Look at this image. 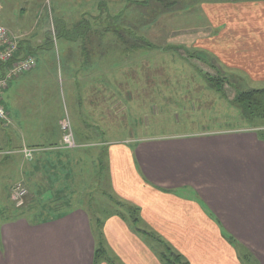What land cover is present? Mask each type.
Instances as JSON below:
<instances>
[{"label": "crops", "instance_id": "0c3cea01", "mask_svg": "<svg viewBox=\"0 0 264 264\" xmlns=\"http://www.w3.org/2000/svg\"><path fill=\"white\" fill-rule=\"evenodd\" d=\"M146 5L134 9L129 2L124 4L125 10L130 13L127 17L126 11L119 13L125 21L128 20L122 25L123 31H126L122 38L111 31L104 36L115 34L111 40L86 39L72 43L62 40V50L58 56H34L36 66L22 75L23 80H12L3 91V104L10 120L5 126L11 131L14 129L9 136L15 135L17 130L21 136L16 140L13 137L0 138V149L12 151L10 155L0 152V199L3 198L1 205L5 211L0 219V264H94L99 243L92 214L85 208L89 204L83 201L96 197L99 160L103 166L101 182L109 180L113 192L139 207V223L144 221L148 228L143 232L131 230L125 219L118 216L108 220L104 234L121 264H162L163 261L161 263L145 241L147 236L152 238V233L182 254L189 264H264V118H257L261 123L257 124L254 122L256 119L243 117L241 111L243 122L249 121L250 125H234L230 120H222L220 125L197 131L190 129L115 142L96 139L95 134L100 128L102 132V128L110 126L108 121H116L114 113L121 108V103L115 106L120 99L118 96L136 95L137 91L129 92L131 88L136 89V84L140 94L138 82L141 73H146V84L150 81L155 89H161H153L154 92L168 96L176 93L175 88L186 86L185 80L177 81L174 78L177 82H169L171 75L186 78L190 73L191 76L198 74L193 78L190 76L194 81L177 92H180L179 95L183 93L181 102L195 101L193 98L200 101H195L199 109L192 114L193 119L206 120L209 117L206 107L209 105L208 109H212L215 105L211 118L217 121L216 116L220 111L216 105L220 109L218 103L222 99L225 100L227 115L231 114V105L227 100L233 103V94L236 95L238 91L233 93L234 90L229 92L231 89H228L220 94L202 71L194 70L195 66L193 71L187 73L190 59L181 56L182 70H173V74L165 72L159 65L160 69L154 71L162 75L161 83L156 84L151 80L152 75L147 76L152 70L149 69V61L152 60L151 54L147 55L145 38L151 21L146 17L138 18L139 14H150L147 13L150 6ZM208 6L203 7L206 15ZM213 6L218 13L227 8L222 9L227 4ZM234 8L233 11L237 10ZM258 10L257 17L264 20V3ZM214 29L219 28L215 25ZM241 29L249 28L242 25ZM252 32L254 38L249 40L233 36L237 40L232 46L222 41L223 49L228 51L222 54L216 50L218 44L213 45L215 49L209 48L213 44L211 40L203 46H207L212 54L216 53L215 57L221 62H229L249 72L253 80H261L264 79L263 24L258 22ZM105 41H108L110 48V43L112 47L121 48L122 58L118 59L121 61L120 73H114L116 67L109 64L100 65L107 58L100 49L105 46ZM180 45L177 44V48ZM169 46V51L164 53H169L170 62H174L177 51L172 50L175 46ZM241 56L252 57L251 62L260 65L243 69L236 65L241 64L237 61V57ZM40 71L39 75L49 76L48 80L36 75ZM78 72L86 73L82 77L89 87L86 95L103 96L102 104H94L90 99L86 100V104L82 100L79 103L81 110L90 115V123L82 113L79 118L84 116L85 121L77 122L74 115L75 120H71V111L68 109L66 112L61 105H53L57 99L52 100L48 93L50 88L59 91L64 78L73 81ZM123 76L129 80H122ZM108 79L113 83L111 91ZM212 90L223 96L218 102ZM21 102L27 105L25 111L21 108ZM201 107H204L203 116L199 118ZM18 109L25 114L19 115ZM52 111L60 112L58 124L49 115ZM111 112L114 119H111ZM66 118L72 122L79 147L102 144L100 148L101 151L104 148L103 151L97 155L96 152L82 149L48 150L40 153L34 163L31 162L33 160L24 161L19 148H50L62 144L60 124ZM118 118L121 119L120 116ZM28 136L34 138L28 139ZM94 151L98 152V149ZM22 182L36 196L24 201L23 206L29 205L30 201L37 206L42 201L48 207L70 209L60 217L42 221L36 220L32 212L18 213L19 207L12 200V192L14 185ZM79 190L83 192L81 195L76 193ZM34 191H41L42 196Z\"/></svg>", "mask_w": 264, "mask_h": 264}, {"label": "rangeland", "instance_id": "374dc122", "mask_svg": "<svg viewBox=\"0 0 264 264\" xmlns=\"http://www.w3.org/2000/svg\"><path fill=\"white\" fill-rule=\"evenodd\" d=\"M127 1L128 0H0V5L3 7L4 14L1 18V23L7 26L12 33L19 36L20 40H25V42L30 46L35 49L37 48V51L33 52V56L36 58L41 55L58 56L60 54L59 52L62 50V48H60V41L62 40H66L68 43L78 40L83 41L86 39L100 40L109 38V40H111V36L115 35H112L113 33L104 37L106 35V32H104L106 24L109 22H113V29L121 33V30L124 28L122 25L128 22V20L125 21L122 15L117 14H122V11H126L124 4H126ZM172 1H176V5L168 9L159 0L130 1V3L134 5L132 7L134 9L145 4H149L148 6H150V11H147V13L150 14H139L138 18L144 19L146 17L148 21H151V24L148 23L150 24V28H147L148 32H146V39H148V42L153 45L151 49L147 50V55L151 54L152 61H149V69L152 70H150V73H148L147 76L152 75L151 80L153 82L156 84L163 82V79H161L162 75L154 71L156 69H160L159 65L161 68L163 67V69H165V72H171L172 74L173 70H182L181 56H183V58L185 57V59L191 60L190 65L188 66L189 68L187 66L185 67V69L188 68L187 73L193 71V66H195L194 70L202 71L204 73V77L206 73L215 75V71L222 70L227 76H229L228 83L230 84L225 86V90L231 89L229 92L234 90L233 93H235L237 91L241 92L251 89L264 88V79L253 80L250 77L249 72L244 71L235 65H231L229 62H221L219 58L215 57L216 53L212 54L211 51L206 48L207 46H203L208 44L209 40H211L213 44L209 45V48L215 49L213 45L218 44V48L216 50L222 54L223 52H228L225 51V48L223 49V42L229 46H232L236 42L237 39H234L233 36H242L247 40L254 38V34H252L254 32L252 31L258 26V22L262 23L264 27V20H260L257 17V12L259 11L258 7L261 6V3H264V0H169L168 3H171ZM102 2L107 4L108 9H99ZM144 2L146 3L143 4ZM212 4H227V6H223L222 9L227 8L224 12L218 13L215 11L216 7ZM206 5H209L207 8V15L203 11V7ZM229 5L230 7H228ZM109 8H114L116 11H114V9L110 10ZM232 8L237 10L233 11ZM126 13L125 17L129 16L128 13H130V11L127 10ZM117 16L119 17L116 18ZM54 18L58 26L60 24L65 26L68 31V37H62L58 40L54 38L53 42L49 44L47 48H43L46 43V32L48 29H51L50 27L52 26ZM152 20L155 22H152ZM49 24L50 27H48ZM215 25L219 28L218 30L214 29ZM242 25L247 26L249 29H241ZM260 32L261 31L259 30V33ZM218 36H220V38ZM105 42V46L100 47V49L103 50V53L106 54L105 56L107 58H105L100 65L103 67L109 64L108 66L116 67L115 70H113L114 73H120L119 68L121 66V61L119 60L122 58L121 48L117 46L112 47L111 43L110 48L108 41ZM177 44L182 45L177 48ZM169 45L175 46L172 50L177 51V53H174V55H176L175 58L178 59L177 61L175 59L174 62H170L169 53H164V51H169ZM81 50H83V47H81ZM160 51L163 52L159 53ZM251 59L252 57L249 56L237 57V61L241 62V64L236 65H240L242 68L260 65L251 62ZM158 60H160V62ZM40 73L41 71L36 73V75L48 80L49 76L45 74L39 75ZM176 73L177 72H175V74ZM85 75L86 73L78 72L75 74L73 81H69L68 79L66 81L64 78V84L61 82L59 91L57 89L53 90L50 88V92L48 93L52 97V100L55 98L57 99L53 105H61L64 109H66V112H68V109L71 111V114L69 112L71 120L74 115L77 122L79 120L85 121L86 118L84 116H86L87 123H90L92 122L88 121L90 115L81 110L82 108H80L79 103L82 100V102L86 104V100L90 99V101H93L94 104H102L103 96L97 94L86 95L89 87L86 86V82L82 81V77H85ZM102 76L105 77L106 74L103 73ZM190 76L191 73L190 75H187L186 78L182 75H171L168 78V81L175 83L177 81L185 80L184 83H186V86L174 89L177 93L179 89L187 87V83L190 84L194 81V79H191ZM195 76H198V74L192 75L191 77L193 78ZM23 77L24 76H19L18 78L13 79V81L16 82L17 80H23ZM174 78H176L177 81H175ZM114 79L118 80V78ZM124 79L129 80L126 76L122 77V80ZM108 80L111 91L113 90V83L111 79ZM146 81V73H141L138 82L140 94L137 90L138 87L136 84V89L131 88L129 90L131 93L137 91L136 95L118 96L120 99L119 102H115V106L121 103V108H118V111L116 110L114 113L115 117H117L115 118L116 121H108L107 123L110 126L102 128V132L100 131V128V130H98L95 134L97 136L96 139H104L115 142L129 138L141 139L145 137H156L159 135H167L190 129L197 131V129L200 130L203 127L220 125V121L222 120H230L234 125H250L249 121H246V123L243 122L244 120L240 114V107L234 105L228 98L227 99L229 101L227 100V102L231 105V114L227 115L225 100L222 99L221 103H218L221 108L219 109L218 105H216L218 111H220V113L216 116L217 121H214V118H211L215 111V105L212 109H208L209 105L206 107V112L209 114V117L206 120L197 119L195 121L192 114L199 109L197 103L195 102L197 101L195 98H193L195 101L181 102L183 93L182 95H179L180 92L177 94L174 93L170 96H168L169 94H159L158 92L153 91V89H155V85H150V81L147 82L149 84H146ZM180 83L183 84V82ZM155 90L161 91V89ZM163 90L165 91L166 89ZM212 93L214 96H217V102L223 97L220 95L223 93L218 94L214 90H212ZM228 96L230 97L232 95L228 94ZM233 97H235V94H233ZM134 105H137V107L135 108ZM26 106L27 105L25 103L21 102V108L24 111L26 110ZM203 110L204 107H201V115L199 114V118L203 116ZM18 113L19 115L25 114L24 112L20 113L19 109ZM81 113L84 114V116L79 118ZM110 114L111 119H114L112 112ZM49 115L52 116L51 119L55 118L57 121L56 124H58V116H60V112L52 111ZM119 116L121 119L118 118ZM240 117L242 118L241 120L239 119ZM254 122L261 124L258 119L254 120ZM5 125V123H0V138L2 136L13 137L16 140V138L21 136V133H19L18 130L15 135L9 136L14 129L11 131V129H8ZM32 138L34 137L28 136V139ZM101 146L102 144H92L87 146L83 145L80 146V148L84 151L96 152L98 155L104 149L102 147L103 149L101 151ZM94 149H98V152L94 151ZM24 161L28 160L24 157ZM75 173L78 174L76 171ZM83 178L84 180L86 179L85 177ZM17 184H22V186L27 189L28 193L25 195L24 201L31 199L32 196L36 197L32 194L31 190L26 186V184H24V182ZM80 191L81 190L76 191V193L81 195L83 192ZM105 191L111 192L110 195L113 200L107 198L106 196L104 197L103 192ZM92 194L94 196V192ZM95 196L96 197L94 199L92 198L91 201H83V203H88L89 205L85 208L91 212H95V215L92 213L93 228L99 245H104L108 248V254L101 260L100 264H121V260H118V255L110 248V243L104 234L105 226L108 220L113 215H117L119 212V208L114 205L116 202L114 199H117L119 196L111 189V182L109 180H104L101 183L99 180L97 181V191L95 192ZM12 200L17 203L14 190L12 192ZM2 201L3 198L0 199V219L3 217V214H5L1 205V203H3ZM16 207H19L17 212L21 214L22 211H20V209H23V205ZM31 209L33 210V208ZM38 210V207H36L34 212H37ZM121 211L123 212V210ZM125 212L127 213V211ZM125 221L131 230L137 231V227L141 230L148 229L146 224H144V221L138 223V226H136V223L134 224L133 219L129 216ZM145 238L146 243L152 248L153 252L162 263V254L167 250L165 243H162L155 238L152 239L148 236Z\"/></svg>", "mask_w": 264, "mask_h": 264}, {"label": "trees", "instance_id": "16d2710c", "mask_svg": "<svg viewBox=\"0 0 264 264\" xmlns=\"http://www.w3.org/2000/svg\"><path fill=\"white\" fill-rule=\"evenodd\" d=\"M130 1L131 0H128L127 2H129V4H132V3H130ZM159 1L161 3H163V5L167 9L176 5V1H172L171 3H168L169 0H159ZM144 3H146V2H144ZM99 9L100 10L101 9H108L107 4L105 2H102L99 6ZM117 15H120V14H117ZM118 17L119 16H117L116 18H118ZM112 23L113 22H109L106 24L105 32H111L112 31L118 37L122 38L123 34L126 31L121 30V33H119L118 31H115V30L113 31L112 26H111ZM48 27H50V24L48 25ZM50 28L51 29H48L46 32V38H45L46 43H45V47H43V48H47V46L53 42L54 38L58 40L59 38H62V37L63 38L68 37V31L66 30L65 26L63 24H60L58 26L57 22L55 21V18L53 19V23H52V26ZM152 46L153 45L150 42H148V39L145 38L146 49L147 50L151 49ZM35 51H37V48L36 49L33 48L28 43H26L25 40H20V52H19V54L21 56L33 55V52H35ZM205 76H206L207 80L209 81V83L212 87L216 88L220 93H223V94L225 93V86L227 84H230V83H228L229 82V79H228L229 76H227L222 70L216 71L215 75H213L211 73H206ZM228 86H230V85H228ZM224 96H227V95H224ZM233 104L240 107V109L242 111V115L246 119H252L253 120V119H257V118H264V88L263 89H251V90H246V91H241V92L238 91V93L235 95ZM28 149H32L35 151L33 161H31L33 163L36 161V159L38 160L40 153H42L44 151H48V150L66 151L67 150V149H64L62 147V144H60V145L58 144V145L50 147V148L38 146V147H29ZM79 149H81V148L79 147L76 150H79ZM19 150H22L21 153L25 157V155L23 153L24 148H19ZM8 151H5L4 149H0V152H4L5 155H10L12 153L11 150L9 152ZM67 151H69V150H67ZM102 172H103L102 161L99 160L98 180L100 183L102 180L101 176H100V175H102ZM110 193L111 192H109V191H105V192H103V195H104V197L106 196L107 198L112 199ZM35 194L40 195V197L42 196L41 191H38V192L35 191ZM114 200L116 201L114 203V205H116L117 208H119V212L117 213V215H113V216H119L120 218L125 219V220L129 216L130 218L133 219L134 224L136 223L137 224L136 226H138V223L140 221V208L137 206L131 205L130 203L121 199L120 197H118L117 199H114ZM28 203H29V205L23 206V209H20V211H22L21 214H23V213L28 214L29 212L30 213L32 212V214L34 215V218L36 220H40V221L48 220V219H51L53 217H60L62 214L65 213V211H67V209H70V208H62L60 206L59 207L57 206L54 208L48 207V206H46L45 203H42V201H40L39 205H37V206H35L36 205L35 202L30 201ZM36 207H38L39 210L37 212H34V209ZM31 208H33V210ZM121 210H123V212ZM125 211H127V213ZM92 213L95 215L94 211L91 212V214ZM137 231L143 232L138 227H137ZM144 233H145V231H144ZM146 234H147V232H146ZM151 236H152V239L155 238V239H158L160 242L165 243V245L167 247V250L162 254V261L164 264H189V262L187 260H185L184 256L182 254H180L177 250L172 248L165 240H162L161 238L157 237L156 234H154V233H152ZM107 254H108V248L105 247L104 245H99L98 248L96 249V252H95L94 264H100L101 260L104 259Z\"/></svg>", "mask_w": 264, "mask_h": 264}, {"label": "built area", "instance_id": "2783aa9c", "mask_svg": "<svg viewBox=\"0 0 264 264\" xmlns=\"http://www.w3.org/2000/svg\"><path fill=\"white\" fill-rule=\"evenodd\" d=\"M3 17V7L0 5V122L8 125L10 120L3 104L2 93L7 89L9 83L30 72L36 66V59L33 55L20 56V37L1 23ZM62 132V147L67 150L78 148L72 125L69 118L64 119L60 124ZM27 160H33L35 151L25 149L23 151ZM15 198L17 205L24 204V197L27 195V189L22 184L14 185Z\"/></svg>", "mask_w": 264, "mask_h": 264}]
</instances>
